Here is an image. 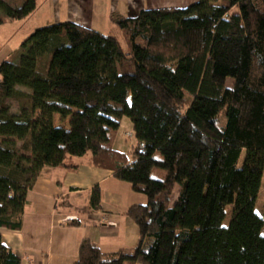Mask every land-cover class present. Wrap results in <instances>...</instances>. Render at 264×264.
I'll return each mask as SVG.
<instances>
[{"label":"trees","instance_id":"16d2710c","mask_svg":"<svg viewBox=\"0 0 264 264\" xmlns=\"http://www.w3.org/2000/svg\"><path fill=\"white\" fill-rule=\"evenodd\" d=\"M35 9L36 0H0L10 21ZM108 19L123 44L61 21L35 28L18 60L0 63V264H21L1 231L21 229L42 168H77L68 160L85 155L147 202L125 213L138 228L134 247L106 253L83 238L72 264H264V197L255 210L264 178V0H196ZM54 114L69 127L54 125ZM123 117L134 139L127 152L114 148ZM153 169L164 176L152 178ZM89 206L100 207L98 185Z\"/></svg>","mask_w":264,"mask_h":264},{"label":"crops","instance_id":"0c3cea01","mask_svg":"<svg viewBox=\"0 0 264 264\" xmlns=\"http://www.w3.org/2000/svg\"><path fill=\"white\" fill-rule=\"evenodd\" d=\"M194 1L122 0L119 3L113 0L105 13L108 16L116 11L127 16L141 9L175 7ZM95 3L103 7L104 12V1L67 0L61 8L69 11L65 10L64 20L91 28ZM74 164L78 167L42 168L26 193L21 229L1 231L2 243L20 256L21 264H72L83 238L94 241L106 253L136 245L138 228L125 213L131 205L145 204L146 196L132 191L130 185L116 179L111 170L89 164L88 155ZM95 185L100 189L99 209L89 206L91 189ZM74 219L81 223L69 224Z\"/></svg>","mask_w":264,"mask_h":264},{"label":"rangeland","instance_id":"374dc122","mask_svg":"<svg viewBox=\"0 0 264 264\" xmlns=\"http://www.w3.org/2000/svg\"><path fill=\"white\" fill-rule=\"evenodd\" d=\"M9 4H15L19 3V0H5ZM67 0H37V7L36 9L30 13L26 18L21 20H14L10 21L6 18V16L1 12L0 16L3 20L2 23H0V63L4 60L6 61H13L16 62L19 57V50H20V43L37 27H42L51 23L66 21L64 20L63 16L65 13V10L67 12L68 9H65L62 11V6L66 4ZM82 2V0H80ZM104 1V12H102L103 7H99L97 3L94 4V9L96 11L93 14V18L91 21L92 24L91 28L95 29L101 33L107 34V33H114L119 41L122 43V39L120 36V32L118 31L117 27L113 25L109 19L107 14L105 13V9L107 6L111 4V1L113 0H99ZM119 3L122 2V0H117ZM54 2V5H53ZM75 2V1H74ZM190 4V3H188ZM188 4H183L175 7H184ZM170 5H163V7H169ZM98 9V10H97ZM139 9V8H138ZM57 19V20H56ZM60 19V20H58ZM90 22V23H91ZM87 26V25H84ZM89 27V26H87ZM123 44V43H122ZM231 80L228 78L226 81V85L229 86ZM21 90L27 92L28 90L25 88H21ZM7 103L10 105L12 112H18L20 101L18 99H8ZM68 118L65 120L59 119V116L54 114L53 115V124L54 125H62L64 127H69ZM126 117H123V121H121L120 128L116 134L115 138V144L114 148L119 151H129L131 146L134 143V139L130 136H128V133L131 132V127L129 121ZM2 137H0V140ZM17 147L22 154L29 155V153L23 148V141L20 139H15ZM87 155H85L82 158H73L71 160L72 163L76 162L77 160L85 159ZM164 171L161 169H153L151 173L152 178L161 179ZM178 195V188L176 187L172 193L170 204L172 205ZM263 197H264V178L262 181V191L258 195V198L256 200L255 204V210L257 213H261V208L263 204ZM230 219V206L226 208V216L223 220V225H227Z\"/></svg>","mask_w":264,"mask_h":264},{"label":"built area","instance_id":"2783aa9c","mask_svg":"<svg viewBox=\"0 0 264 264\" xmlns=\"http://www.w3.org/2000/svg\"><path fill=\"white\" fill-rule=\"evenodd\" d=\"M128 136H131V134H130V133H128Z\"/></svg>","mask_w":264,"mask_h":264}]
</instances>
